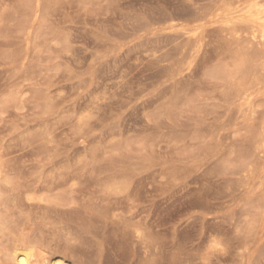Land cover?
I'll use <instances>...</instances> for the list:
<instances>
[{
	"label": "rangeland",
	"instance_id": "rangeland-1",
	"mask_svg": "<svg viewBox=\"0 0 264 264\" xmlns=\"http://www.w3.org/2000/svg\"><path fill=\"white\" fill-rule=\"evenodd\" d=\"M218 2L0 0L2 260L264 264V57Z\"/></svg>",
	"mask_w": 264,
	"mask_h": 264
},
{
	"label": "bare ground",
	"instance_id": "bare-ground-1",
	"mask_svg": "<svg viewBox=\"0 0 264 264\" xmlns=\"http://www.w3.org/2000/svg\"><path fill=\"white\" fill-rule=\"evenodd\" d=\"M219 2L223 3V7L225 9L224 12L227 15H230L228 13H231L229 11H230V7L232 6V4H243V5H245L244 3H248L247 4L248 10L246 12H247V17L249 19V25H248V28L246 29V31L250 35L251 39L257 40V45L259 46V48L263 54V57H264V0H219ZM223 7L221 6V10ZM236 7H238V6H236ZM239 9H240V7H239ZM219 11H220V9H219ZM231 17H232V15H231ZM231 20H233V17ZM242 22H243V19H242ZM232 31L234 32V34L237 33V30L235 28H232ZM262 130H264V127ZM259 145L264 148L263 139L260 140ZM9 184H10V181H9L7 173L5 172L2 157L0 156V226L2 224H4L3 223L4 220L2 218L1 208L3 205V197L5 194V189ZM2 229H3V227H2ZM139 234H140V231H139ZM27 243H28V241H27ZM43 253H44V251H43ZM4 255H5V257H7V260H2L0 257V264H67L68 263V262L66 263L65 261H63L62 259H59V258H53V257L47 258L45 256L46 253H45V255L42 254V252L37 250L35 245L26 244V243L25 244L23 243L22 245H14L11 248V250L9 251V253L5 252Z\"/></svg>",
	"mask_w": 264,
	"mask_h": 264
}]
</instances>
